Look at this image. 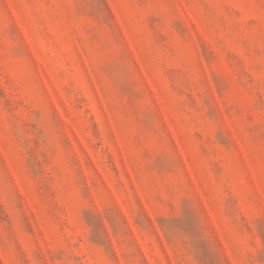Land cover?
<instances>
[{"label": "rangeland", "instance_id": "obj_1", "mask_svg": "<svg viewBox=\"0 0 264 264\" xmlns=\"http://www.w3.org/2000/svg\"><path fill=\"white\" fill-rule=\"evenodd\" d=\"M0 264H264V0H0Z\"/></svg>", "mask_w": 264, "mask_h": 264}]
</instances>
